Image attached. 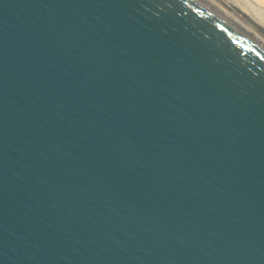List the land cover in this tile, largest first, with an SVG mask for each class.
Here are the masks:
<instances>
[{
    "label": "water",
    "instance_id": "obj_1",
    "mask_svg": "<svg viewBox=\"0 0 264 264\" xmlns=\"http://www.w3.org/2000/svg\"><path fill=\"white\" fill-rule=\"evenodd\" d=\"M0 264H264V45L206 0H0Z\"/></svg>",
    "mask_w": 264,
    "mask_h": 264
},
{
    "label": "bare ground",
    "instance_id": "obj_2",
    "mask_svg": "<svg viewBox=\"0 0 264 264\" xmlns=\"http://www.w3.org/2000/svg\"><path fill=\"white\" fill-rule=\"evenodd\" d=\"M214 4L222 13L241 26L245 31L257 34L256 27L264 29V0H206ZM239 11L240 14H237ZM242 18H248L252 26L242 25Z\"/></svg>",
    "mask_w": 264,
    "mask_h": 264
},
{
    "label": "rangeland",
    "instance_id": "obj_3",
    "mask_svg": "<svg viewBox=\"0 0 264 264\" xmlns=\"http://www.w3.org/2000/svg\"><path fill=\"white\" fill-rule=\"evenodd\" d=\"M238 13L237 14H240V12L239 11H237ZM240 19L242 20V25H246V23H247V26H250V24L252 25V26H254V24H252V23H250V21L248 20V18H242V17H240ZM250 23V24H249ZM241 27V26H240ZM255 28L254 29H256V31H257V34H254V32L252 33L251 31L249 32L248 31V33L250 34V35H252L257 41H259L262 45H264V29H262L261 27H256V26H254ZM242 28V27H241Z\"/></svg>",
    "mask_w": 264,
    "mask_h": 264
}]
</instances>
